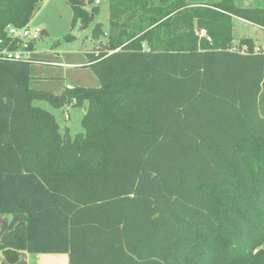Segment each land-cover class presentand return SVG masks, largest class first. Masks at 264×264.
Here are the masks:
<instances>
[{
  "label": "trees",
  "instance_id": "1",
  "mask_svg": "<svg viewBox=\"0 0 264 264\" xmlns=\"http://www.w3.org/2000/svg\"><path fill=\"white\" fill-rule=\"evenodd\" d=\"M39 1L0 0V38ZM94 1L66 0L72 26L88 27ZM108 2L116 34L85 52L99 86L34 89L35 60L0 59V213L25 214L0 238L4 263L264 264V52L230 47L232 17L264 29V8ZM34 100H88L83 131Z\"/></svg>",
  "mask_w": 264,
  "mask_h": 264
},
{
  "label": "rangeland",
  "instance_id": "2",
  "mask_svg": "<svg viewBox=\"0 0 264 264\" xmlns=\"http://www.w3.org/2000/svg\"><path fill=\"white\" fill-rule=\"evenodd\" d=\"M195 2V0H188ZM199 2L213 3L219 0H198ZM241 7H264V0H233ZM93 3H86L89 10ZM98 12L94 19L85 29L79 28L77 22L72 26V10L66 0H40L39 9L34 17L29 21L33 26L43 28L38 41L35 44L42 52L36 54L41 58L29 66V85L37 89H45L52 93H59L72 84L82 86H97L99 79L90 66H85V52L95 48L97 45L104 46L109 35L116 34V31L109 27V2L99 0ZM96 24H100L102 33L95 41L92 38V29ZM106 32V33H105ZM67 34L72 37L65 38ZM198 37L205 35L203 30L197 31ZM252 37L254 44L264 43V30H261L251 23L239 18L232 19V41L231 48L238 50L247 46L240 43L241 39ZM71 64L73 67H67ZM33 104L54 114L56 121L63 130L68 127L71 135L83 131L81 126L82 110L73 104H66L54 107L44 100H34ZM65 255L67 254L59 253ZM68 261V259H67ZM41 264H64L58 260L41 261ZM68 264V263H67Z\"/></svg>",
  "mask_w": 264,
  "mask_h": 264
},
{
  "label": "built area",
  "instance_id": "3",
  "mask_svg": "<svg viewBox=\"0 0 264 264\" xmlns=\"http://www.w3.org/2000/svg\"><path fill=\"white\" fill-rule=\"evenodd\" d=\"M98 3L99 0H95V4ZM42 32L43 28L33 26L30 22L23 26H7L5 29L7 40L0 38V59L11 61L35 60L33 58L34 48ZM246 50L247 48L244 47L240 51L245 52ZM253 51L264 52V45H254Z\"/></svg>",
  "mask_w": 264,
  "mask_h": 264
},
{
  "label": "crops",
  "instance_id": "4",
  "mask_svg": "<svg viewBox=\"0 0 264 264\" xmlns=\"http://www.w3.org/2000/svg\"><path fill=\"white\" fill-rule=\"evenodd\" d=\"M241 6H244V5H239V7H241ZM256 7L264 8V7H261V6H256ZM234 18H237V17H234L233 16L232 19H234ZM241 20H243V19H241ZM245 22H247V21H245ZM248 23H250V22H248ZM256 27L259 28V29H261V30H264L263 28H260L258 26H256ZM248 38L252 39L253 45H256V44H254L255 42H254V39L252 37H248ZM258 45H264V43L258 44ZM37 48H38V46L35 45L34 53H33V58L35 60L40 61L41 58L37 57L36 54L39 53V52H42L41 51L42 49H38L37 50ZM85 61L86 62H85L84 65L87 66L88 61H87L86 56H85ZM67 67H73V66L71 64H69V65H67ZM72 85L82 86L80 84H72ZM97 86H99V85H97ZM97 86L93 85V86H83V87H97ZM30 87L33 88V86H30ZM34 89H37V88H34ZM41 90H43V89H41ZM62 92L63 91H61L59 93H56L55 92V94H60ZM80 108L82 110V113L84 114L83 106L80 107ZM59 127H60V124H59ZM60 129H61V127H60ZM24 219H25V214L24 213H10V214L0 213V238L3 235L4 232L13 229L17 224L23 222ZM67 259L68 258L65 255H62V254H59V253H37V254H30V253H27L25 251H20L19 259L15 263H13V264H41V261H52V260H58L60 262H63L64 264H67L68 263ZM4 261H5L4 260V256L0 252V264H5Z\"/></svg>",
  "mask_w": 264,
  "mask_h": 264
},
{
  "label": "water",
  "instance_id": "5",
  "mask_svg": "<svg viewBox=\"0 0 264 264\" xmlns=\"http://www.w3.org/2000/svg\"><path fill=\"white\" fill-rule=\"evenodd\" d=\"M88 108H89V101L85 100L83 105L84 114L87 112Z\"/></svg>",
  "mask_w": 264,
  "mask_h": 264
}]
</instances>
